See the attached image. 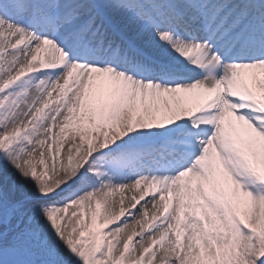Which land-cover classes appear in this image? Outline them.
Wrapping results in <instances>:
<instances>
[{
    "label": "snow or ice",
    "instance_id": "1",
    "mask_svg": "<svg viewBox=\"0 0 264 264\" xmlns=\"http://www.w3.org/2000/svg\"><path fill=\"white\" fill-rule=\"evenodd\" d=\"M0 264H264V0H0Z\"/></svg>",
    "mask_w": 264,
    "mask_h": 264
},
{
    "label": "bare ground",
    "instance_id": "2",
    "mask_svg": "<svg viewBox=\"0 0 264 264\" xmlns=\"http://www.w3.org/2000/svg\"><path fill=\"white\" fill-rule=\"evenodd\" d=\"M62 155H63V153H62ZM131 194H132V193H126V194H125V196H126V198H125V204L128 203V200H129ZM119 195H120V194H117V198H119ZM136 195H139V193L137 192Z\"/></svg>",
    "mask_w": 264,
    "mask_h": 264
}]
</instances>
